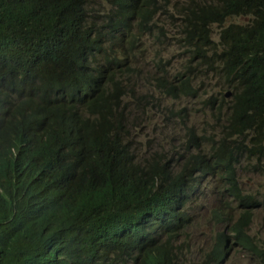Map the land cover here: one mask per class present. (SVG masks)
<instances>
[{"label":"clouds","instance_id":"1","mask_svg":"<svg viewBox=\"0 0 264 264\" xmlns=\"http://www.w3.org/2000/svg\"><path fill=\"white\" fill-rule=\"evenodd\" d=\"M86 1L90 13L99 15L95 36L100 47L109 50L118 38L125 41L132 52L134 65L131 68L143 72L144 77L135 79L138 84L143 83L138 88L147 90L149 95L155 94L164 108H188L184 127L179 126L176 120H171L178 125L182 134L179 147L174 144L169 132L163 134V141L152 139L143 143L140 138L138 140L139 130L133 126L138 153L149 155L150 149H153L165 163L174 168L182 161L179 155L184 157L183 165L188 161L189 156L184 147L188 140L196 141L206 154L210 153L212 145H224L229 152V160L237 169L238 184L237 189L223 194L226 187L224 181L208 180L198 190L200 198L191 204L188 228L175 239L163 237L158 244L142 227L138 211L117 202L109 189L88 186L95 202L79 212L68 211L61 217L88 231L85 249L89 263L171 264L162 255L161 248L176 254L178 264H203L213 242L220 234H224L229 240L224 248L222 264L228 259L229 252L237 247L250 254L253 262L262 264L253 252L235 241L231 228L245 224L246 219L250 218L244 233L255 245L264 247V240H256L249 233L254 213L264 210V202L243 191L240 178L242 174H264V66L257 67L247 59L241 60L231 70H212L211 66L217 67L218 56L227 47L239 42L244 34L251 36L264 48V0ZM114 2L118 5L112 7ZM35 14L18 13L17 0H7L1 6L0 21L28 27L34 22ZM234 18L247 21L231 22ZM57 31H64L62 24L57 25ZM77 53L82 64L102 70L98 67L102 64V57L98 53ZM158 71L166 74L158 75L165 81L151 84L145 81V77L158 74ZM179 73H186L193 79V94L181 92L180 81L175 82V89L169 92L164 90L167 81H172ZM260 87L262 90L258 93ZM20 89L6 88L0 91V144L9 141L16 148L27 152L0 160V172L12 196L20 198L30 194L27 184L38 169L47 170V165L62 167L75 161L80 144L86 139L98 137L110 143L120 141L118 135L103 131L98 116L85 108V102L90 99L84 90L71 93L67 99L62 94L52 99L47 104L40 129L31 138L19 140L13 127L27 122L32 115L31 112L27 114L10 107L16 101ZM128 98L126 101L132 104L131 108L141 105L131 100L134 97ZM184 102L190 104L181 106ZM253 120L255 123L252 125ZM125 141L126 138L119 147L126 149ZM214 180L223 182L219 199H212L207 194ZM59 183V194L72 189V179L67 174L63 175ZM251 198L259 202L258 208L248 206ZM88 200V194H80L75 201L84 203ZM203 207L211 208L212 218L224 230L213 234L207 247H201L195 259L189 248L191 237L188 231ZM89 212L93 213L88 217ZM216 212L222 213L224 222L219 221ZM113 226L116 228L112 229ZM181 236L189 240L183 244L178 240ZM184 247L190 249L189 256L184 252Z\"/></svg>","mask_w":264,"mask_h":264},{"label":"trees","instance_id":"2","mask_svg":"<svg viewBox=\"0 0 264 264\" xmlns=\"http://www.w3.org/2000/svg\"><path fill=\"white\" fill-rule=\"evenodd\" d=\"M6 1L0 0V9ZM117 5L112 3V7ZM17 11L36 12L28 27L0 21V91L21 88L10 107L32 113L27 122L13 127L19 140L31 138L40 129L52 99L61 94L67 99L71 93L84 90L90 99L85 108L98 116L103 131L118 135L120 141L86 139L72 163L57 168L47 165V170L40 168L32 174L27 184L30 194L20 198L11 195L0 172V264H90L85 249L88 231L61 217L95 202L88 186L105 187L117 202L138 211L142 227L157 244L163 237L177 238L188 228L191 204L200 198L198 190L208 180L224 181L223 194L237 189V169L224 145H212L206 154L196 141L188 140L184 147L189 159L183 165L184 157L177 153L182 161L174 168L153 149L149 155L138 153L134 127L126 123V112L132 104L122 106V102L130 96L137 98L134 87L131 91L125 88L132 79H144L143 72L131 68L134 58L125 41L115 39L109 50L100 47L95 36L99 15L90 13L86 0H17ZM58 24L63 25L62 33L57 31ZM77 51L82 55L98 53L102 57L98 67L102 70L82 64ZM244 59L257 67L264 66V48L248 34L227 47L218 56V66L211 69L231 70ZM158 75L166 74L158 71L145 77V81H165ZM176 81L182 83L181 92L193 94V79L186 73L168 80L164 90L175 89ZM141 86L143 83L136 85ZM148 96L150 99L143 105L135 106L137 111L145 114L151 105L165 116V122L176 120L179 126L186 125L188 108H164L155 94ZM125 138L126 149L119 147ZM26 153L9 141L0 144V160ZM65 174L72 179V189L59 194V180ZM80 194H88L89 200L76 202ZM248 206L258 208L260 204L251 198ZM216 217L224 222L221 212H216ZM249 223L250 218L245 224L232 227L231 232L238 244L264 264V247L255 245L244 233ZM228 240L220 234L203 264H222ZM159 249L171 264H178L176 254Z\"/></svg>","mask_w":264,"mask_h":264},{"label":"rangeland","instance_id":"3","mask_svg":"<svg viewBox=\"0 0 264 264\" xmlns=\"http://www.w3.org/2000/svg\"><path fill=\"white\" fill-rule=\"evenodd\" d=\"M246 19L242 18H234L231 22H245ZM138 81L132 79L131 84L126 86L125 89L129 91L132 90V87L135 88V94L138 96V99L131 98V100L135 103H143L150 99L148 96L150 92L144 89H139L136 87ZM130 98H127V101ZM127 101L122 102V106L127 104ZM190 102H184L181 106L188 105ZM133 108V106H132ZM131 106L127 109L126 123L130 126H136L139 130L138 140L139 138L143 143H146L147 140H155L156 142L163 141L165 139L164 133L169 132L172 134V141L176 146H180L182 141V134L178 125L174 124L172 121L165 122V116L159 114L155 109L148 107V112L142 114L139 111H136L135 108L132 109ZM201 118V117H199ZM133 119H135L136 124L133 125ZM156 126H159V129H156ZM164 129V130H163ZM154 131L156 133H154ZM242 189L243 191L255 195L257 199L264 202V174L262 176H253L251 174H242ZM223 186V182L219 180H214L207 190V194L212 199H219V190ZM212 202V201H211ZM219 206H221L219 204ZM255 216L252 219V225L250 234L254 236L256 240H264V210L257 212L255 211ZM224 230L222 225H217L216 221L211 216V208L203 207L201 208L200 215H198L194 219V223L191 229L188 231L190 235V240L181 236L178 240L181 243H186L189 240L191 253L195 259L198 258V251L201 249H205L211 240L213 234H217ZM187 250V251H186ZM184 252L187 256L190 255V249H186L184 247ZM224 264H256L251 260L250 254H248L241 247H237L232 249L229 252V257Z\"/></svg>","mask_w":264,"mask_h":264},{"label":"bare ground","instance_id":"4","mask_svg":"<svg viewBox=\"0 0 264 264\" xmlns=\"http://www.w3.org/2000/svg\"><path fill=\"white\" fill-rule=\"evenodd\" d=\"M261 90H262V88L260 87L258 93H259ZM254 123H255V120H253L252 125H253ZM92 219H93V218H92ZM98 228H100V226H98ZM114 228H116V227H112V229H114Z\"/></svg>","mask_w":264,"mask_h":264}]
</instances>
